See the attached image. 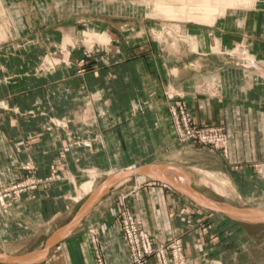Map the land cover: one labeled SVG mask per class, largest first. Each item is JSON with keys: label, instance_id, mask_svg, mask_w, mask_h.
I'll use <instances>...</instances> for the list:
<instances>
[{"label": "crops", "instance_id": "obj_1", "mask_svg": "<svg viewBox=\"0 0 264 264\" xmlns=\"http://www.w3.org/2000/svg\"><path fill=\"white\" fill-rule=\"evenodd\" d=\"M39 1V12L33 15L26 0L20 2L26 20L2 44L6 46H0V62L1 56L10 54L7 60L22 66V57L31 56L26 52L37 49L32 36L36 28L55 22L53 5ZM55 4L60 10L62 2ZM254 4L246 11L227 12L232 20L226 19L217 28L233 30L246 41L253 28L247 21L249 14L264 9V0ZM101 5L117 8L116 3ZM193 34L199 52L176 41L171 46L162 44L161 54L149 56L151 64L146 56L119 61L110 69L87 75L82 82L71 69L61 66L43 85L27 87L18 81L9 94L1 87L0 95L8 98L0 104V187L26 179L44 180L39 191L21 200H25V212L30 209L27 217L40 220L46 228L38 236L41 226L31 230L22 226L21 217L13 219V224L5 225L11 233L0 238L6 255L33 256L37 261L31 264H130L119 220L120 211L127 208L154 246L179 238L184 264H261L255 258L250 261L249 251H259L255 237L246 236L230 218L202 209L146 176L119 182L78 224L65 229L100 188L95 190L100 174L109 176L147 165L159 166L164 177L186 187L185 181L164 167L181 169L191 178L190 188L208 200L216 197L264 210V179L251 166L264 161V52L253 49L244 59L247 66H238L235 63L240 59L226 60L212 51V42L222 46L214 34ZM218 62L224 64H214ZM3 70L0 65V81L9 73ZM164 91L183 99L197 126L223 129L225 157L175 142ZM137 104L142 111H137ZM198 177L213 184L202 185L205 190L211 188L209 195L195 188ZM58 232L55 243L43 254L48 240ZM25 236H44L45 240L18 254L14 248ZM234 240L243 241L236 251L229 248ZM147 264L157 263L151 257Z\"/></svg>", "mask_w": 264, "mask_h": 264}, {"label": "rangeland", "instance_id": "obj_2", "mask_svg": "<svg viewBox=\"0 0 264 264\" xmlns=\"http://www.w3.org/2000/svg\"><path fill=\"white\" fill-rule=\"evenodd\" d=\"M9 1L13 3L22 2L24 0ZM107 1L67 0L62 2V7L59 10L55 6V2H57V0H42V3H44L45 5H53L55 22L50 23L47 26L39 25L36 28L32 36L34 38L33 44H36L37 49H30L28 52H26V54L29 53L31 54V56L27 58L26 56L22 57V66L18 67L17 64L19 63L16 64L15 61L12 62L10 59L8 61L7 58L12 57L10 54L1 56L2 63L0 62V65L3 67V71H8L9 73L2 77L0 81V93L3 92V90L5 94H9L10 92L12 93V88L15 83H19L18 81H21L20 85L23 86L24 84H26L27 87L43 85L46 79H48L49 75L59 70L61 66L67 69H71L74 72L75 76L78 77L79 81H86L87 75L96 74V72L100 70L110 69L116 62L120 61L121 63H124L139 56H146V59H148L149 56H152L154 54H161L163 51V47H161L162 44H168L169 46H171L173 45L175 40L177 42L181 41L182 39L180 38V36H186V34L187 37L190 35L197 37L195 34H193L194 32H198L199 34L200 32L204 31L212 35L214 34L218 40L221 39L222 46L219 45V53L215 54L223 55V58L226 60L240 59L241 62L235 63L238 66H247L248 62L244 59H246L247 55L252 54L254 50L260 53L264 52V45L262 42V40L264 39L263 8L260 11L249 14L247 21L251 23V26L253 25V28L251 27L252 29L250 32H248L247 35L248 38L246 41H244L242 40L243 37L240 35L238 36L233 32V30L220 31V29L217 28L220 27L221 24L226 21V19H228V21H231L233 16L232 14L224 13L215 15L216 19H214L213 22H209L206 20V14H203L204 12L201 11L203 7L200 3H198V0L197 2L196 0H188L187 2L181 0H176V2L174 0H163L164 4L170 7L172 6L171 8L176 11L175 19L164 18L160 13L158 14L156 10L147 11L145 9L137 8L134 6H130V8H127L125 7V5L129 3L127 2L128 0H116L117 8L108 9L101 5ZM26 2L30 5L29 9L31 15H33L35 12H39V8L37 6V2L41 3L39 0H26ZM177 2L178 4H180V6L177 4ZM27 3L25 4L28 7ZM183 5H185V7ZM195 5L197 6V8L195 7ZM255 5L256 3L254 4V6ZM199 7L201 10L199 9ZM202 19H204L206 22ZM175 27L176 29H179L176 30ZM229 28H231L230 25ZM88 31L90 33H105L109 35L108 37L110 39V42L105 45L92 40V44H88L89 42H85V37H83V33ZM68 32L73 33L71 37L66 35ZM65 35L72 41L68 42L65 47H63L61 44H63ZM182 42L185 41L182 40ZM261 43L262 45H260L259 47L258 44ZM1 45L2 44H0V46ZM5 46L6 45H2V47ZM213 47H215V42H212V48ZM209 53H211V51ZM149 59V64H151L152 57H150ZM214 64L223 65L224 63L218 62ZM30 78H32L33 80L31 79V81L28 82ZM1 87L3 88V90L1 89ZM163 95L165 103L168 107L169 117L171 118L173 123L174 138L176 143L180 145H189L191 146V148L193 147V149L205 150L211 153L221 154L222 157L226 156L227 139L225 132L221 127L211 126L212 128L220 129L221 133L224 135L226 141L225 152H215L207 148L193 145L192 143H185L181 141L179 131L182 128V112L189 115V118L194 126H199L194 123L187 105L184 103L182 98L175 96L171 92L167 91H164ZM7 98L8 97L6 95H0V104ZM141 106V104L136 105L135 108L138 109L137 111H142ZM0 107L3 106L1 105ZM203 158V160H208V158ZM152 159L159 162H164L163 159H157L156 157H153ZM255 165H264V161L255 163L251 166L254 167ZM169 168L171 170H168L170 175H174L176 179L179 178L181 182L185 181L186 184L192 186L191 178L187 173L175 166H170ZM263 172L264 168L262 169V173ZM261 174L255 170V175H257V177H260L261 179H264V175ZM107 176L108 175L106 173L99 175L95 190L100 187V185H102ZM132 178H135L138 181L141 180L140 178L134 176ZM195 182V188L203 191L208 195L211 193V188L205 190V186H202L206 184L211 187V185L213 184H211L210 181L206 183L204 182L203 178L198 177L197 181ZM132 183L133 182H131V184ZM43 184L44 180L26 179L9 187H0V238H4V236H6L5 234H7L6 232L11 233L12 229H6L5 225L13 224V219L17 217H21L22 226L27 225L31 228V230L36 229L37 227H40L42 225L40 220L33 221L35 218L27 217L30 214V209L28 208V213L25 212V200L23 201L21 200V198H28L34 191H39L38 188ZM41 196L44 197V194H42ZM212 198L214 199L213 202L216 201V203L220 204H225L222 203V201L227 202L228 206L231 207L254 208L234 205L232 200H220L216 197ZM230 220L235 225H238L242 230H244L246 236H248L249 238L255 237V245L259 248V251H255V253L252 250L249 251L250 261H253V258H255V260H258L261 264H264V223L244 222L231 218ZM40 229L42 231L39 232L40 234H38V236L42 234L44 235L46 233V228H44V226H41ZM15 239H18L17 236H15ZM44 240V236H41L40 238H35L34 236H25L21 240L22 243L14 248L15 252H17L18 254L28 252L35 248L37 244H40V242H44ZM242 242V240H234L231 244H229V248L233 251H236V247L238 245L241 246ZM4 251L5 250H3L0 246V254H5ZM156 263L158 264L157 261ZM169 263L174 264L168 257V264ZM184 263L185 259L182 248V264Z\"/></svg>", "mask_w": 264, "mask_h": 264}, {"label": "bare ground", "instance_id": "obj_3", "mask_svg": "<svg viewBox=\"0 0 264 264\" xmlns=\"http://www.w3.org/2000/svg\"><path fill=\"white\" fill-rule=\"evenodd\" d=\"M60 1L63 2V0H57L58 3ZM174 1L176 2V0H174ZM181 1L187 2L188 0H181ZM192 1H194V0H192ZM255 1L256 0H198V3H200L201 6L203 7L202 10L200 9V7H199V9L202 12H204L203 14H206V16H207V19L206 18L205 19L209 22H213L214 19H216L215 15H220V14H224V13L226 14L227 12L236 13L237 11L249 10L253 7V4ZM127 2H129V3L127 5L124 4L125 6H134L137 8L145 9L147 11L156 10L158 12V14L160 13L164 18H170V19L174 18L175 19V17H176L175 16L176 11H174L171 8L172 6L170 7L166 4H164L163 0H128ZM196 2H197V0H196ZM115 3H117L116 0H108L104 4L114 5ZM177 4H178V2H177ZM178 5L180 6V4H178ZM196 5H195V7L197 8ZM183 6L185 7V5H183ZM192 6H193V4H192ZM192 9H193V7H192ZM24 15H25V13L23 11L22 3H20V2H13L12 3L9 0H0V44H3L6 41H9V38L12 35H14L15 31L22 28V26H23L22 22L26 20V19H24L26 17ZM178 18H179V16H178ZM162 20H164V19H162ZM202 20L205 21L204 19H202ZM175 29H176V27H175ZM177 29H179V28H177ZM188 34H190V33H188ZM108 36L109 35H107L105 33L102 34L99 32L98 33H96V32L90 33L88 31V32L83 33V37H85L84 41L87 43L89 42L88 44H90V43L92 44L91 41L94 40L95 42H99V43L106 45L109 43V40H110ZM180 38L182 40H184L186 43H188L189 48L192 52H199L200 44L198 42L197 37H194L192 35L187 37V34H186V36L182 35V36H180ZM70 41H72V40H70L69 37L65 36L64 40H63V44H61V45L63 47H65V45ZM95 42H93V43H95ZM175 42H176V40H175ZM174 45H175V43H174ZM62 50H63V48H62ZM218 50H219V44L216 41L215 47L212 48V51L217 53ZM51 66H53V65H51Z\"/></svg>", "mask_w": 264, "mask_h": 264}, {"label": "built area", "instance_id": "obj_4", "mask_svg": "<svg viewBox=\"0 0 264 264\" xmlns=\"http://www.w3.org/2000/svg\"><path fill=\"white\" fill-rule=\"evenodd\" d=\"M182 114V128L179 131L181 141L215 152H225L226 141L220 129L196 127L189 115L184 112ZM254 168L261 174L264 165H255ZM263 173L261 175H264ZM119 220L129 247L130 264H147V260L151 257H154L158 264H168V257L172 263L182 264V246L177 237H173L165 245L154 246L149 235L137 227L133 215L127 208L120 211Z\"/></svg>", "mask_w": 264, "mask_h": 264}, {"label": "water", "instance_id": "obj_5", "mask_svg": "<svg viewBox=\"0 0 264 264\" xmlns=\"http://www.w3.org/2000/svg\"><path fill=\"white\" fill-rule=\"evenodd\" d=\"M159 166L147 165L141 166L134 169L126 170L123 172H118L109 175L105 181L102 183L97 192L91 197L85 207L80 211V213L65 227H74L78 222L99 202V200L105 196L109 190L114 187L119 182L133 176H146L153 178L154 181L160 182L164 185L169 186L175 191L181 193L183 196L187 197L190 201L196 204L198 207L211 211L214 213L222 214L228 218L253 223H264V211L254 208H236L225 204H220L208 200L197 193H195L189 186L182 187L179 184L171 181L170 179L164 177L158 172ZM162 168V167H161ZM164 169L170 170L169 167H164ZM64 230V229H63ZM60 232L53 235L47 242L43 254L46 253L49 247H51L56 239L58 238ZM37 259L30 255L23 256H11L6 254H0V264H31L36 262Z\"/></svg>", "mask_w": 264, "mask_h": 264}]
</instances>
